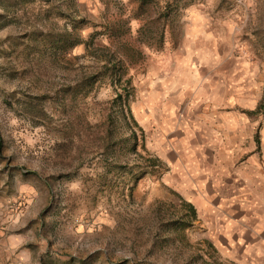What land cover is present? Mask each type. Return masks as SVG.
Listing matches in <instances>:
<instances>
[{
  "label": "rangeland",
  "instance_id": "rangeland-1",
  "mask_svg": "<svg viewBox=\"0 0 264 264\" xmlns=\"http://www.w3.org/2000/svg\"><path fill=\"white\" fill-rule=\"evenodd\" d=\"M188 77L264 139V0H0V264H248L141 123Z\"/></svg>",
  "mask_w": 264,
  "mask_h": 264
},
{
  "label": "crops",
  "instance_id": "crops-1",
  "mask_svg": "<svg viewBox=\"0 0 264 264\" xmlns=\"http://www.w3.org/2000/svg\"><path fill=\"white\" fill-rule=\"evenodd\" d=\"M197 86L192 77L175 84L167 105L150 97L141 123L161 119L154 142L170 167L165 182L193 205L213 246L264 264V139L254 142L246 113L222 110Z\"/></svg>",
  "mask_w": 264,
  "mask_h": 264
},
{
  "label": "trees",
  "instance_id": "trees-1",
  "mask_svg": "<svg viewBox=\"0 0 264 264\" xmlns=\"http://www.w3.org/2000/svg\"><path fill=\"white\" fill-rule=\"evenodd\" d=\"M262 106H264V105L260 103V104L258 105V109L262 108ZM155 161H157V160L155 159ZM180 199H181V198H180ZM183 205H186V206L188 207L189 212H190V217H191L192 219L195 218V217H196V212H195V209H194L193 205L190 204V203H187V202H183ZM181 220H183V219H181ZM187 222H188V221H187Z\"/></svg>",
  "mask_w": 264,
  "mask_h": 264
}]
</instances>
